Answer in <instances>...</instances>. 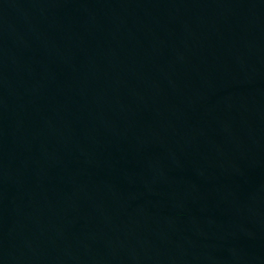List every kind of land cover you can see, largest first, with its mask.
Returning <instances> with one entry per match:
<instances>
[{"label":"water","instance_id":"1","mask_svg":"<svg viewBox=\"0 0 264 264\" xmlns=\"http://www.w3.org/2000/svg\"><path fill=\"white\" fill-rule=\"evenodd\" d=\"M0 264H264V0H0Z\"/></svg>","mask_w":264,"mask_h":264}]
</instances>
